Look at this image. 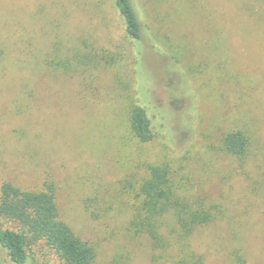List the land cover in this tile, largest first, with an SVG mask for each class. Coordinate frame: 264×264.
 <instances>
[{
    "label": "rangeland",
    "instance_id": "374dc122",
    "mask_svg": "<svg viewBox=\"0 0 264 264\" xmlns=\"http://www.w3.org/2000/svg\"><path fill=\"white\" fill-rule=\"evenodd\" d=\"M115 1L0 0V188L53 184L93 264H177L176 237L157 248L130 225L151 167L166 166L215 214L179 247L264 264V0H131L140 40ZM137 103L149 142L131 128ZM238 130L242 156L223 144ZM30 255L59 264L43 243ZM0 264H14L1 244Z\"/></svg>",
    "mask_w": 264,
    "mask_h": 264
},
{
    "label": "trees",
    "instance_id": "16d2710c",
    "mask_svg": "<svg viewBox=\"0 0 264 264\" xmlns=\"http://www.w3.org/2000/svg\"><path fill=\"white\" fill-rule=\"evenodd\" d=\"M115 4L129 36L140 40L143 28L132 1L116 0ZM130 122L137 138L143 142L153 140L152 119L144 105L137 103L133 107ZM223 144L228 152L242 156L247 152L249 139L243 131H231ZM182 187L173 181L166 166H152L130 225L136 233L148 235L157 248L169 247L176 237L177 264H205L200 256L179 244L200 226L212 222L215 214L200 196L190 195ZM7 221L17 224L18 229L5 227ZM40 243L55 251L59 264H93L95 260L94 248L60 219L53 184L46 182L43 189L35 191L5 181L0 188L1 246L12 263L27 264L33 246ZM239 263L245 264L241 258Z\"/></svg>",
    "mask_w": 264,
    "mask_h": 264
}]
</instances>
